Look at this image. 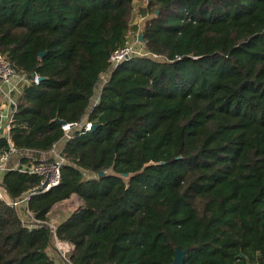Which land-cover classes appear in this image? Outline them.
<instances>
[{
	"label": "trees",
	"instance_id": "obj_1",
	"mask_svg": "<svg viewBox=\"0 0 264 264\" xmlns=\"http://www.w3.org/2000/svg\"><path fill=\"white\" fill-rule=\"evenodd\" d=\"M131 31L157 58L109 70ZM0 53L30 80L11 130L21 161L66 138L50 190L3 175L32 216L0 199V264H54V236L73 264H171L176 248L183 264H264V0H0ZM57 117L95 127L67 136Z\"/></svg>",
	"mask_w": 264,
	"mask_h": 264
},
{
	"label": "built area",
	"instance_id": "obj_2",
	"mask_svg": "<svg viewBox=\"0 0 264 264\" xmlns=\"http://www.w3.org/2000/svg\"><path fill=\"white\" fill-rule=\"evenodd\" d=\"M135 38H132L135 36ZM139 32H134L129 34L127 39L125 40L124 44L118 46L115 48L108 59V63L110 66V69L116 67L119 63L122 61L129 59L134 54H141L145 56H150L153 58H157L156 54H151L150 52L146 51L143 47L142 42L138 38ZM35 83L40 82V75L35 74L34 78L32 79ZM31 80V81H32ZM0 81L2 83H5L9 86L11 94L15 92L21 91L24 83L29 82L30 80L27 78L25 74L20 73L10 62L9 58L0 53ZM1 89V86H0ZM7 94L8 101L7 103L12 106L13 112L10 117V121L7 124L6 131H7V140L9 143V149L5 152L0 154V171L2 170H20L22 172H27L30 174H35L41 177V185L39 188H42L41 191H47L50 190L52 187L58 185L61 180V170L62 166L65 163L66 159L62 156L61 152H56L55 146L50 151L52 152V157H45L36 160L34 158H31L30 162H22L20 165H9V161L11 156L17 155L18 150L14 145V142L11 138V130L14 126V116L17 111V102L14 100L13 95ZM98 101V98L94 101V104ZM83 125V126H82ZM73 126H82L86 130H91L94 125L91 121H87L84 125V123H67L62 125L63 130L65 131L66 135L69 136V133ZM49 151V152H50ZM46 154V153H44ZM21 158V157H20ZM47 182V185L45 187H42L44 182ZM32 193V192H31ZM7 192L6 190L0 185V199H4L10 204L15 205L16 207L19 206L21 202L28 203L29 195L25 196L21 200H8L7 199ZM28 213L30 216L32 214L30 213L28 209ZM41 223L40 221H38ZM48 225H50L53 229H55V225L51 223L49 220L46 221ZM56 237V236H55ZM56 247L60 251L61 255L67 262V264H73L71 261V254L75 250V245L67 240H61L56 237Z\"/></svg>",
	"mask_w": 264,
	"mask_h": 264
},
{
	"label": "crops",
	"instance_id": "obj_3",
	"mask_svg": "<svg viewBox=\"0 0 264 264\" xmlns=\"http://www.w3.org/2000/svg\"><path fill=\"white\" fill-rule=\"evenodd\" d=\"M142 19H138V20L140 21ZM144 21H145V18L143 19L142 23L140 24L141 27L143 26ZM0 86H1V89H0V138H2V137L7 136L6 127H7L8 122L10 121V117L12 115L13 109H12V106L7 103V101H8L7 100L8 99L7 94H11L9 86L5 83H2L1 81H0ZM102 86H103V84H102ZM101 88H100V90H101ZM100 90L98 91V93L95 94V97L93 98V104H94V101L96 100V98L99 97ZM11 95H13L14 100L17 102L19 92H15ZM65 141H66V138H64L60 142H57V144L55 146L56 152L62 151L63 146L65 144ZM45 153L46 154H43V156L52 157L51 151L45 152ZM42 157H40V158H42ZM33 158L36 159L35 157H33ZM15 159H17V161ZM30 160H32V159H30ZM36 160H38V159H36ZM28 162H30V161H28ZM20 164H22V162H21V158L18 155L11 156L10 161H9V165H13V166L15 165L16 166V165H20ZM5 172H6V170L0 171V181L3 177V175L5 174ZM6 196H7L8 200H11L9 195H6ZM80 202H81L80 198L77 195H73L70 199H67V200H64L62 202L55 204L49 213V217H48L49 221L55 225L61 218L69 215V213L72 212L73 209H75L80 204ZM18 209L21 213V216L24 218V220H28L30 218V215L28 213V203H26L25 201L21 202L18 206ZM53 241H54V246L51 247V249L48 252H49L50 256L54 259V264H67V262L65 261V259L61 255L60 251L56 247L57 240H56L55 236H54Z\"/></svg>",
	"mask_w": 264,
	"mask_h": 264
},
{
	"label": "water",
	"instance_id": "obj_4",
	"mask_svg": "<svg viewBox=\"0 0 264 264\" xmlns=\"http://www.w3.org/2000/svg\"><path fill=\"white\" fill-rule=\"evenodd\" d=\"M138 38H139V40H140L142 43H144L143 32H140V33H139ZM43 55H44V52L41 53V56H43ZM41 79H43L42 76H40V80H41ZM56 120H57L60 124H62V125L67 124V121H65V120H63V119H60L59 117H57ZM94 127H95V125H94ZM94 127H93V128H94ZM33 153H34V152H31V154H29V155H30L29 157H34V154H33ZM36 153H38V155H40L41 157H42L43 154H44L43 152H36ZM17 155H18L19 157H23V156H25L26 154H24L23 152H20V151H19ZM36 159H40V158H36ZM104 174H105V171H100V172H99V176H103ZM46 185H47V182L45 181L42 187H45ZM41 190H42V188H38L36 191H32L31 194H34V193L39 192V191H41ZM186 255H187V251H186V250H180L179 248H176L175 257H174V260H173V262H172L171 264H183Z\"/></svg>",
	"mask_w": 264,
	"mask_h": 264
},
{
	"label": "rangeland",
	"instance_id": "obj_5",
	"mask_svg": "<svg viewBox=\"0 0 264 264\" xmlns=\"http://www.w3.org/2000/svg\"><path fill=\"white\" fill-rule=\"evenodd\" d=\"M144 3V1H139V2H136V6H138V4H143ZM144 19V17H141L139 14H138V11H137V9L134 11V15H133V19H132V23L133 24H138L139 26H140V24L142 23V21H143V19ZM138 19H142V20H138ZM132 33H134V31H132ZM140 33V32H139ZM136 37V35L135 36H133L132 38H135ZM109 70H110V68H109ZM109 73H110V71H107L105 74H103L102 75V78H101V80L99 81V83L97 84V86H96V89H95V92L96 93H98V91L100 90V88L102 87V84H104L105 83V81H106V79L108 78V76H109ZM24 154H27V152H24ZM34 154V157L35 158H40L41 156L40 155H38V153H36V152H34L33 153ZM16 161H17V159H15ZM74 210V209H73Z\"/></svg>",
	"mask_w": 264,
	"mask_h": 264
}]
</instances>
